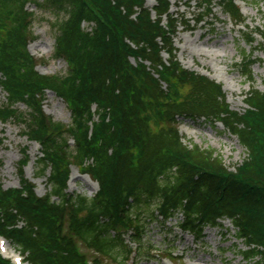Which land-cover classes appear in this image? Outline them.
I'll list each match as a JSON object with an SVG mask.
<instances>
[{"label": "trees", "instance_id": "obj_1", "mask_svg": "<svg viewBox=\"0 0 264 264\" xmlns=\"http://www.w3.org/2000/svg\"><path fill=\"white\" fill-rule=\"evenodd\" d=\"M199 1L197 25L217 4L251 36L243 35L245 44L264 41V30L251 32L236 0ZM154 2L0 0V88L8 95L0 100V123L18 124L40 145L37 176L47 179V193L38 197L23 161L19 189L0 182V236L28 264H128L149 256L148 224L178 212L181 231L198 241L206 228L229 220L247 247L244 258L264 264V91L252 87L248 108L232 111L222 85L178 61L174 39L184 17L172 12L171 0ZM30 5L54 16L51 59L66 64L63 74L37 72L28 50ZM244 61L247 76L253 53ZM49 92L67 105L69 126L44 114ZM182 118L221 124L245 149L243 162L233 172L214 150L186 144ZM72 166L98 183L93 198L68 192ZM0 264L11 263L0 255Z\"/></svg>", "mask_w": 264, "mask_h": 264}, {"label": "rangeland", "instance_id": "obj_2", "mask_svg": "<svg viewBox=\"0 0 264 264\" xmlns=\"http://www.w3.org/2000/svg\"><path fill=\"white\" fill-rule=\"evenodd\" d=\"M149 1L151 4L148 5L152 7L154 1L147 0ZM171 2L172 12L183 16L185 22L174 39L178 61L184 69L222 85L230 109L238 113L244 112L248 108L245 97L252 87L264 91V41L257 36L252 47L245 44L244 38L251 36L248 33L244 35L245 28H238L217 4L212 6V15L206 18L205 23L197 25L199 0ZM236 4L242 16L247 19L251 32H263L264 0H236ZM29 11L35 17L32 29L34 42L29 45L28 50L36 60L38 73L43 76L63 74L66 64L51 59L55 46L54 16L42 14L35 5H30ZM248 53H253L255 64L250 75L246 76L244 58ZM132 63L136 65L134 60ZM185 93L186 89L178 90L179 96ZM6 97L0 90V100L6 102ZM43 105L44 114L48 118L65 126L70 125V111L55 94L49 92ZM19 109L23 113L27 111L24 105ZM178 127L186 144L214 150L225 166L233 172L246 157L245 149L238 139L226 132L221 124L211 125L204 119L192 121L182 118ZM22 131L18 124L0 123V182L6 190L18 188L20 178L17 170L23 161H27L24 164L25 176L34 184L38 196L43 197L48 189L47 179L37 176V160L41 157V147L28 141ZM70 144L73 146V141ZM98 191V185L83 174L81 168L71 167L68 189L70 194L93 198ZM158 220L161 221L159 218ZM182 220L183 216L179 215L167 223L148 224L145 239L150 248L147 252L149 256L134 257L128 264H259L260 259L250 261L244 258L243 252L247 251V247L237 240L236 231L229 221L222 222L220 229L207 228L204 239L198 241L179 229L178 223ZM129 242L127 237L126 243L137 250V245ZM80 250L87 257H96L82 246ZM14 253V249L9 246L7 257L14 260Z\"/></svg>", "mask_w": 264, "mask_h": 264}, {"label": "bare ground", "instance_id": "obj_3", "mask_svg": "<svg viewBox=\"0 0 264 264\" xmlns=\"http://www.w3.org/2000/svg\"><path fill=\"white\" fill-rule=\"evenodd\" d=\"M148 3H149V4H151V2H150V1H149ZM218 82H221V81H218Z\"/></svg>", "mask_w": 264, "mask_h": 264}]
</instances>
